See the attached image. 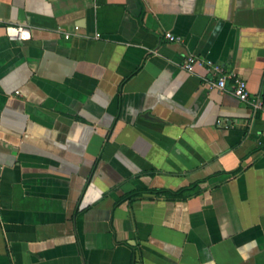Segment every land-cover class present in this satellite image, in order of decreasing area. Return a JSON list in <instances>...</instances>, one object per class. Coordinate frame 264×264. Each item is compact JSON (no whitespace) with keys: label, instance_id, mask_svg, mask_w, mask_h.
<instances>
[{"label":"crops","instance_id":"1","mask_svg":"<svg viewBox=\"0 0 264 264\" xmlns=\"http://www.w3.org/2000/svg\"><path fill=\"white\" fill-rule=\"evenodd\" d=\"M188 55L263 97L264 0H0V264H264L263 117Z\"/></svg>","mask_w":264,"mask_h":264},{"label":"built area","instance_id":"2","mask_svg":"<svg viewBox=\"0 0 264 264\" xmlns=\"http://www.w3.org/2000/svg\"><path fill=\"white\" fill-rule=\"evenodd\" d=\"M5 34L12 42H25L31 39L30 29L20 25L7 26L5 28ZM163 37L170 43H180L182 41L180 37L174 36L169 32H165ZM65 38H69V34H65ZM198 67L204 68L210 74L212 79L208 81V85L212 88H217L223 91L226 89L227 83L230 82L232 94L240 102L249 104L254 114L260 112L264 120V96L251 97L248 93L245 80L238 77L233 72H227L223 67L209 59L199 58L194 55H188L185 57L182 64L184 71L192 74L195 71V68Z\"/></svg>","mask_w":264,"mask_h":264},{"label":"trees","instance_id":"3","mask_svg":"<svg viewBox=\"0 0 264 264\" xmlns=\"http://www.w3.org/2000/svg\"><path fill=\"white\" fill-rule=\"evenodd\" d=\"M174 196H177L176 194H174Z\"/></svg>","mask_w":264,"mask_h":264}]
</instances>
